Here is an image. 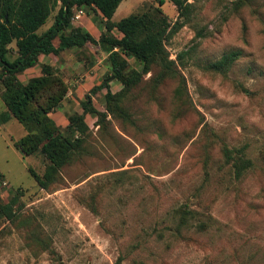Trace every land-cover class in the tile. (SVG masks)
<instances>
[{"label": "rangeland", "instance_id": "374dc122", "mask_svg": "<svg viewBox=\"0 0 264 264\" xmlns=\"http://www.w3.org/2000/svg\"><path fill=\"white\" fill-rule=\"evenodd\" d=\"M188 2L184 26L165 41L174 77L159 84L154 65L124 97L126 117L106 112L107 93L77 98L83 107L90 97L108 116H86V153L60 168L49 188L32 174L42 177L49 161L16 146L33 126L0 123V264H264V0ZM82 10L86 17L74 16L73 26L89 18L106 30L100 13ZM156 10L172 24L179 19L169 0H123L113 19ZM108 34L123 36L116 28ZM10 47L14 60L15 42ZM88 50L80 51L92 62ZM65 53L73 59L77 48ZM232 53L224 70L213 67ZM51 58L61 77L81 71L74 60L69 67ZM128 62L142 72L136 58ZM3 90L0 81V115L7 111ZM68 98L53 112L65 113L68 123L57 126L75 138L67 130L77 113ZM239 160L251 165L237 171Z\"/></svg>", "mask_w": 264, "mask_h": 264}, {"label": "trees", "instance_id": "16d2710c", "mask_svg": "<svg viewBox=\"0 0 264 264\" xmlns=\"http://www.w3.org/2000/svg\"><path fill=\"white\" fill-rule=\"evenodd\" d=\"M169 1L176 6L179 13V19L174 24L161 10H156V16L149 13L133 14L118 22L113 21L123 0H0V81L4 87L1 98L7 108L0 115V123L15 118L28 128L33 126L16 146L26 156L41 151L49 161L42 177L32 172L41 188L47 189L59 180L60 168L69 163L78 152L86 153L85 136L90 129L86 115L96 114L101 121L107 118V113L126 117L122 105L124 97L142 83L144 74L149 73L154 65L161 68L157 77L159 84L174 77L172 73L177 72L174 69L176 63L169 58L165 41L184 26L185 21L180 19L191 14L192 4L188 0ZM164 4L165 0H160V5ZM58 6L53 25L39 34L40 28ZM84 7L100 13L104 20L106 30L98 41L86 29L72 24L76 11ZM115 28L123 35L121 38L108 34ZM14 42L15 49L12 52L17 57L10 60V46ZM89 43L98 44L108 53L106 62L112 72L110 76L119 81L123 88L112 93L109 82L106 81L94 87L92 93L108 88L105 95L107 113L99 112L88 97L83 103V114L75 113L69 118L67 130L78 133L77 137L70 138L60 132V128L50 117L69 93V85L64 77L55 73V66L43 64L42 75L31 78L27 83L21 82L18 76L41 64V56H57L71 48L83 51ZM236 56L234 53L226 55L214 63L213 67L224 70ZM128 58L140 61L143 65L142 72L130 70ZM87 63L92 65L94 61L89 62L86 58L85 64ZM226 156L233 160L229 150H226ZM250 165V160L235 162L237 171ZM2 185L3 174L0 171V187ZM2 211L12 218L11 205L4 206Z\"/></svg>", "mask_w": 264, "mask_h": 264}, {"label": "crops", "instance_id": "0c3cea01", "mask_svg": "<svg viewBox=\"0 0 264 264\" xmlns=\"http://www.w3.org/2000/svg\"><path fill=\"white\" fill-rule=\"evenodd\" d=\"M79 11H83V10H79ZM79 11H76V14L79 13ZM84 14H85V11H83L82 15ZM83 17H86V16L84 15ZM113 21L115 20L113 19ZM81 26L84 29H86L88 32H90V34L97 41L100 39L102 33L104 32V30L103 31L99 30L94 24V22L90 20L89 18H84L83 23H81ZM87 48H89V50L92 51V53L90 52L89 55L92 56L93 54L94 64L92 65L85 64L86 63V55H85L86 53H83L85 55L84 56L82 52L79 51L78 49H77V54H76L77 56H75L76 59L75 58L70 59V57L68 58V55L65 52L70 49L61 52L57 56H41L40 57L41 63H45L48 65L55 64L53 58L51 57H58L60 58V63L64 61V65L65 66L68 65L69 67H71L70 65H72L73 63L72 61L74 60L75 63H73V66L75 68H78V67L80 68L81 71H79V74H77L78 72L76 71L75 75L69 74L67 76H64L65 82L69 85V93L67 95V97H69L68 101H71V99L74 100V103L72 102L74 105V109L79 114H83L84 110H83V107L80 106V102L77 98L82 100L86 93H89L94 87L101 85L103 81L106 80V82H109V89L112 93H117L121 91V89L123 88V85L119 81L115 79L113 80L112 79L113 76L108 75L109 66H108V63L106 62L108 58V53L103 51L98 44L89 43L86 46V49ZM20 75L21 77H24V79L29 80L30 78L41 76L42 73H41V69H39L37 65L36 67L27 69L25 72H23ZM106 75L110 77L105 79ZM24 79L22 81H26ZM107 92H108V88L106 87L98 91V94L103 96ZM94 107L98 109V107H96L95 105ZM52 118L54 119L56 124L60 127L61 126L64 127L68 123V119L65 118V113L63 111L53 112ZM86 122L88 123L87 120Z\"/></svg>", "mask_w": 264, "mask_h": 264}, {"label": "built area", "instance_id": "2783aa9c", "mask_svg": "<svg viewBox=\"0 0 264 264\" xmlns=\"http://www.w3.org/2000/svg\"><path fill=\"white\" fill-rule=\"evenodd\" d=\"M82 14H83V11H79V13L75 14V19L77 20L81 19Z\"/></svg>", "mask_w": 264, "mask_h": 264}, {"label": "water", "instance_id": "95a60500", "mask_svg": "<svg viewBox=\"0 0 264 264\" xmlns=\"http://www.w3.org/2000/svg\"><path fill=\"white\" fill-rule=\"evenodd\" d=\"M112 78H114V77H112Z\"/></svg>", "mask_w": 264, "mask_h": 264}]
</instances>
